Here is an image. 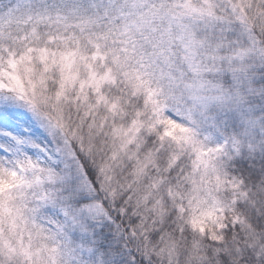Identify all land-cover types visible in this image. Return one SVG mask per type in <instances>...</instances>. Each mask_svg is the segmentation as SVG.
I'll list each match as a JSON object with an SVG mask.
<instances>
[{
    "label": "snow or ice",
    "instance_id": "snow-or-ice-1",
    "mask_svg": "<svg viewBox=\"0 0 264 264\" xmlns=\"http://www.w3.org/2000/svg\"><path fill=\"white\" fill-rule=\"evenodd\" d=\"M0 264H264V0H0Z\"/></svg>",
    "mask_w": 264,
    "mask_h": 264
}]
</instances>
